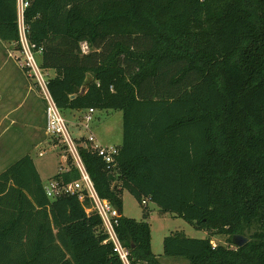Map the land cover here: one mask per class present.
I'll return each mask as SVG.
<instances>
[{
  "label": "trees",
  "instance_id": "16d2710c",
  "mask_svg": "<svg viewBox=\"0 0 264 264\" xmlns=\"http://www.w3.org/2000/svg\"><path fill=\"white\" fill-rule=\"evenodd\" d=\"M27 1V38L54 72L47 85L62 114L122 111L110 168L79 151L100 197L120 212L116 232L131 264L163 263L147 206L142 220L123 215V190L206 231L166 235L165 256L264 264V0ZM0 39L19 43L16 0H0ZM69 165L49 180L77 179ZM81 193L49 198L29 154L1 171L0 264H122ZM215 235L234 246L213 244Z\"/></svg>",
  "mask_w": 264,
  "mask_h": 264
},
{
  "label": "built area",
  "instance_id": "2783aa9c",
  "mask_svg": "<svg viewBox=\"0 0 264 264\" xmlns=\"http://www.w3.org/2000/svg\"><path fill=\"white\" fill-rule=\"evenodd\" d=\"M17 3V25L19 30V43L21 51L24 53L25 63L22 67L27 69L29 77L34 78V83L40 91V95L45 103V118L46 126L45 131L47 135L53 137L58 145H60L62 153L61 163L64 168L62 171L68 169L69 161L78 170L79 177L70 182H61L58 180H49L44 185L45 193L49 198H54L61 194H72L76 191H84L79 198L85 194L91 202V209L96 215L100 217L101 225L104 233L106 234L105 242L112 244V249L122 262V264H131L129 259V249L121 243L117 232L116 225L121 216L119 210L113 206L107 199L100 197L95 189L94 183L86 169L82 156L79 151V146H84L93 152H96L110 168L115 163V155L118 153V146L116 145H103L96 141L92 134L82 136L81 138L75 137L74 133L69 127L67 119L58 108L53 97L48 90V73L44 71L36 58V54L41 53L42 48L36 47L28 41L26 34V27L24 24V10L28 5L27 0H16ZM80 51L86 54L90 51L89 44L83 40L79 44ZM45 75H48L45 77ZM94 108L90 107L83 115L81 125L88 127V123L92 120ZM41 154V153H40ZM143 203H146L143 200ZM88 211V210H87Z\"/></svg>",
  "mask_w": 264,
  "mask_h": 264
},
{
  "label": "rangeland",
  "instance_id": "374dc122",
  "mask_svg": "<svg viewBox=\"0 0 264 264\" xmlns=\"http://www.w3.org/2000/svg\"><path fill=\"white\" fill-rule=\"evenodd\" d=\"M11 50L13 52L14 57H17L20 61V65H24L25 57L24 53L21 51L20 43L12 44L11 43ZM6 46L9 48L8 44ZM7 47L0 46V54L9 55ZM16 53V54H15ZM38 54H36L37 58ZM38 60V58H37ZM24 70L27 69L22 67ZM48 75H51L52 72L46 71ZM48 75H45L47 77ZM30 79L34 82V78L30 77ZM26 108L19 110L16 112L18 115L21 114ZM30 109L27 108V112L29 115L32 113L29 112ZM65 118L69 121L73 120L74 118H70L72 116L65 115ZM77 115V114H76ZM93 118L88 123V127H84L83 125L75 126L69 122L70 129H75L80 132L82 135L87 136L92 134L96 141L103 145H113V144H120L123 139V115L121 110H114V109H98L96 108L95 111L92 113ZM78 116V115H77ZM76 118V117H75ZM79 118L77 117V120ZM83 120V117H82ZM81 120V122H82ZM78 122V121H77ZM14 132L15 134H13ZM53 138V137H51ZM54 139V138H53ZM55 140V139H54ZM3 141L8 143V145L13 147L15 151V155H9L10 159L8 158L6 163H2L0 160V164H4L6 167L10 160L18 159L25 153L24 148L26 147L28 154L33 158L35 166L39 172V175L46 185L50 176L54 173L60 171V153L61 147L58 146L57 149H53L51 144L45 145L44 147H34L31 142V134L29 133L28 129L24 126L10 130V134H7L3 137ZM2 142V144H4ZM10 142V143H9ZM19 146V148H18ZM57 147V146H56ZM43 148V149H42ZM18 149V150H17ZM17 150V151H16ZM42 151L43 155H38L39 151ZM12 157V159H11ZM7 168V167H6ZM5 168V169H6ZM3 171V169H1ZM122 213L127 217H132L137 220L143 219V211L146 209L149 211L147 222L150 225L151 229V249L154 254L159 256V259L163 264H190L188 259L183 257H175V256H165L163 254V239L166 235L170 234L174 231H181L186 236L194 237V238H204L206 237V231L202 229H198L188 223L185 219L180 216L173 215L168 212H162L158 209L155 203L151 201H147L145 204H142L138 199L132 196L127 190L122 191ZM255 226L253 227V229ZM250 232L240 233L250 239ZM238 234V233H237ZM213 244H222L225 246L233 247L234 245L230 241V237L227 235H215L212 237Z\"/></svg>",
  "mask_w": 264,
  "mask_h": 264
},
{
  "label": "crops",
  "instance_id": "0c3cea01",
  "mask_svg": "<svg viewBox=\"0 0 264 264\" xmlns=\"http://www.w3.org/2000/svg\"><path fill=\"white\" fill-rule=\"evenodd\" d=\"M6 44H8L9 48L6 46ZM0 46L7 47V51L9 53V55L0 54V160L2 163H6L7 159H10L9 155H11V153L12 155H15L13 147L3 141V137L7 134H10V130L13 129V127L19 128L24 126L28 129L29 133L31 134V142L34 145L33 148L44 147V149H42L45 150V145L51 144L53 149H57L59 145L53 138H51V136L47 135L45 131V103L40 95L39 89L30 79L26 70L21 67L19 59L14 57L11 50V43L0 39ZM48 71L52 72V74L49 75L51 77L54 72L52 70ZM24 107L26 109L21 114L19 113L17 115L16 112L23 109ZM27 108L30 109L29 112L32 113L31 115H29L27 112ZM64 112L66 113L65 115H69L72 116L70 118H74L71 121L66 118L68 123L70 122L75 124V126H78L80 125L82 117L86 111L67 109ZM77 117L79 118L78 120ZM71 130L77 138L84 136L75 129ZM12 133L15 134L14 132ZM1 141H3L4 144H2ZM120 144H116V146H119ZM43 150L39 151L38 155H43ZM23 151H25V153L22 155L29 153L27 152L26 147ZM61 153L62 151H60L58 155L60 156ZM13 159L10 160V163L6 167L17 160ZM59 162L61 171L62 168H64L63 164L61 163V157ZM6 167L4 164H0V172L1 169L4 170ZM55 174L56 173L53 175Z\"/></svg>",
  "mask_w": 264,
  "mask_h": 264
},
{
  "label": "water",
  "instance_id": "95a60500",
  "mask_svg": "<svg viewBox=\"0 0 264 264\" xmlns=\"http://www.w3.org/2000/svg\"><path fill=\"white\" fill-rule=\"evenodd\" d=\"M71 97H73V95H71ZM249 240L248 237L242 235V234H234L233 237H232V242L234 245L236 246H242L244 245L245 243H247Z\"/></svg>",
  "mask_w": 264,
  "mask_h": 264
}]
</instances>
